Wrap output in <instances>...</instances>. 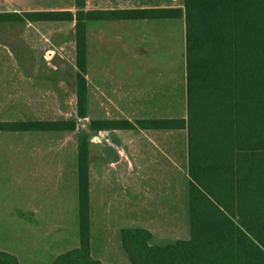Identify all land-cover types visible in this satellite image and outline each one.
Here are the masks:
<instances>
[{"label": "trees", "instance_id": "16d2710c", "mask_svg": "<svg viewBox=\"0 0 264 264\" xmlns=\"http://www.w3.org/2000/svg\"><path fill=\"white\" fill-rule=\"evenodd\" d=\"M0 12L1 20L74 21L76 114L86 113L87 19H184L185 118L93 119L92 129L185 128L189 237L149 244L144 228L121 229L131 264H264V0H183L181 6ZM75 119L0 120V131H73ZM87 133L78 136L79 242L51 264H103L90 254ZM0 264H18L0 250Z\"/></svg>", "mask_w": 264, "mask_h": 264}, {"label": "crops", "instance_id": "0c3cea01", "mask_svg": "<svg viewBox=\"0 0 264 264\" xmlns=\"http://www.w3.org/2000/svg\"><path fill=\"white\" fill-rule=\"evenodd\" d=\"M0 1L37 2L53 0ZM117 3L118 0H85L84 9L105 10L171 6L170 4L120 5ZM71 7L68 9H71ZM59 9L58 6L25 7L0 12H14L22 15L24 12L55 11ZM153 19L165 18L85 20L86 113L82 118L88 124L84 128V132L88 134L89 145L90 142L96 143L94 149L89 148L88 152L90 254L92 258L100 260L103 264H107L103 258L111 250L109 236H114L117 243L114 247L116 250L118 247L123 249L121 243V229L123 228H144L151 234L149 244L163 246L173 243L170 239L172 225H178L180 219H184L188 226L185 236L189 237L188 189L183 191L187 208L184 207L182 211L180 210L182 207L181 200H179V204L175 203L172 206L171 192L173 162V165H175V161L181 160L188 176L186 129L142 127L139 124L132 128L92 129L89 125L93 119H127L135 123L136 120L142 119L186 117L185 64L181 84L179 78L177 80L171 77V58L155 55L148 48H144L143 45L140 49V33L143 34L141 36L142 42L148 43L151 38L150 33L156 31L154 26L149 24L153 22ZM23 20L31 26L22 24L18 26V37L14 38L13 36L12 39L7 38V40L0 41V47L4 49L0 56L3 58L10 56L18 59L17 66L13 68V71L7 72V69H4L6 71L0 72V89H3V94L8 96L4 107L8 112L19 114L26 113L27 110H33V108L28 109V105L36 107L40 105V102H28L27 84L29 83L31 90L34 91L39 88L42 89V82L46 81L49 83L48 87L50 89L47 99L48 107L50 111L52 109L56 110L58 108L59 91L58 74L52 72L37 74L31 69L28 72L26 58H30L33 52L27 46V40L24 39L26 36L23 38L21 35L28 30V27H34L38 32V24L52 23L53 21L58 23L60 20H30L23 17L17 20L1 21L20 22ZM32 32L36 33L34 30ZM124 34L129 40V57L126 60L117 57L114 46L115 43H118L117 41H122ZM109 51H112V56L115 54L117 56L114 59L107 60L108 54L111 53ZM62 58L60 64L65 62V58ZM120 63L125 66L123 70L118 67ZM182 112L185 113V116L170 115ZM7 120L56 119H26L24 117ZM172 132L183 133L184 136L182 138L172 137ZM24 157V155H19L18 159L21 161L18 172L19 192L21 197L24 195V198L22 197L23 199L21 198L19 202L18 219L20 226L17 236H20L25 244L28 236H44L43 239L45 237L49 238L50 243L54 241L53 236H63L62 240L70 243L69 249L76 247L79 242L77 163L76 169L73 170L71 175L72 200L67 213L63 212V209H66L65 206H68V203L62 201L60 203L59 201L58 155L34 156L36 157L33 158L35 160L50 162L36 165L37 167L34 170L28 169L27 165L22 163L26 161ZM166 176L169 178L166 182L168 184L167 192L164 180ZM42 177L45 180H39ZM155 177H163L162 185L154 180ZM31 178H34V183L31 182ZM150 182H153V185H150ZM40 188L42 190H38ZM39 191L44 195L41 199L38 197ZM28 193H34V198L32 199L29 196L28 199ZM172 210H178V212L175 213ZM60 218L65 221L61 226L59 225ZM67 219H70L74 226L66 223ZM28 224L29 227H27ZM31 225H34V227ZM94 236L99 237L96 240ZM188 237L181 239H187ZM97 247L99 249L95 254L94 250H97ZM124 253L126 254L125 251ZM124 257H122V264H130Z\"/></svg>", "mask_w": 264, "mask_h": 264}, {"label": "rangeland", "instance_id": "374dc122", "mask_svg": "<svg viewBox=\"0 0 264 264\" xmlns=\"http://www.w3.org/2000/svg\"><path fill=\"white\" fill-rule=\"evenodd\" d=\"M72 0H57V1H0V11L23 9L25 7H56L69 8L71 7ZM120 5H168L181 6L182 2L179 0H118ZM71 9H73L71 7ZM31 26L28 25L25 20L6 22L0 21V41L12 39L18 37V26ZM155 28V32L150 33L151 38L148 43L142 42V35L140 33V49L141 46L148 48L155 55L161 57H169L172 59L171 64V77L176 78L182 84L183 68L185 64V52H184V19L178 18H165V19H153L150 22ZM35 31L36 33L32 32ZM38 32L33 27H28V30L22 37L27 40V46L32 50L30 58H26V65L28 72L29 69L35 71L37 74H46L52 72L58 74L59 78V91H58V108L50 111L48 107L49 96V83L42 82V89L31 90L29 83L27 84V100L28 102H40V105L31 107L28 105L26 113L8 112L6 111L5 102L8 96H5L3 89H0V120H7L12 118H24L26 119H75L76 129L73 131H25V132H6L0 131V250L13 254L18 264H51L53 259L60 253L65 252L70 247L69 241L62 240L63 236H53L54 241L50 243L49 238L44 236H28L27 242L22 241L19 233V202L21 197L19 192V155L25 156L28 169L34 170L39 164H48L50 162L35 160L33 158L41 157L44 154L58 155V167H59V201L61 203H68L66 209L63 212H69L72 200L71 193V175L74 169H76L77 163V145L78 136L84 132V128L87 127V121L78 117L76 114V66H75V49H74V22L73 21H58L55 23H42L38 24ZM115 43V52L117 55L112 56L108 54L107 60L111 58L120 57L126 60L129 57V40L124 34L122 41ZM51 49V50H48ZM105 51V48H104ZM4 52V49L0 47V54ZM52 52V53H51ZM58 53L65 58L64 64L54 66L50 61L52 54ZM18 59L15 57L0 56V72L13 71V68L17 66ZM31 67V68H30ZM122 70L125 68L124 64H118ZM175 69V70H174ZM174 70V71H173ZM175 79V80H176ZM47 105V106H46ZM172 116H185V113H172ZM185 132V129H184ZM172 137L184 136L183 133H171ZM55 163V162H53ZM174 163V162H173ZM172 163L171 171V192H172V206L177 203L182 205L181 211L185 204L184 189L187 190L188 176L184 170L183 164L180 161H175V165ZM37 165V166H36ZM29 179V178H28ZM34 178H31L33 182ZM45 180V178H39V180ZM152 179V178H151ZM168 177L164 178L165 183L168 182ZM158 184L163 183V177H155ZM31 183V184H32ZM44 185V184H43ZM42 185V186H43ZM68 185V186H67ZM153 185V182H150ZM157 185V184H156ZM33 186V184H32ZM41 186V187H42ZM155 186V185H154ZM157 187V186H156ZM38 190H42L41 188ZM166 192L168 190V184L166 183ZM188 194V190H187ZM28 199L34 198V193L27 194ZM38 197L41 199L44 197L41 191L38 192ZM22 198V199H23ZM174 200V201H173ZM186 210V209H185ZM177 213L178 210H172ZM60 226L65 223L60 218ZM66 223L72 225L70 219L66 220ZM34 227V225H31ZM29 227V224L28 226ZM187 224L184 219H180L178 225H172L171 242L177 239L186 238ZM61 231V230H60ZM57 237V239H55ZM99 236H94L97 240ZM103 237V236H100ZM109 245L111 250L107 252L104 261L107 264H122L123 256L127 262H130L122 247H118L116 250L114 247L117 244L114 236H109ZM97 242V241H96ZM108 243V242H106ZM104 245L103 242H101ZM95 251V254L98 252ZM131 264V263H130Z\"/></svg>", "mask_w": 264, "mask_h": 264}, {"label": "water", "instance_id": "95a60500", "mask_svg": "<svg viewBox=\"0 0 264 264\" xmlns=\"http://www.w3.org/2000/svg\"><path fill=\"white\" fill-rule=\"evenodd\" d=\"M180 2H183V0H179ZM62 56L60 55V54H58V53H55V54H53L52 55V57H51V59H50V61L55 65V66H58V65H60V63L62 62ZM96 143L95 142H90V145H89V148L90 149H94V145H95Z\"/></svg>", "mask_w": 264, "mask_h": 264}]
</instances>
